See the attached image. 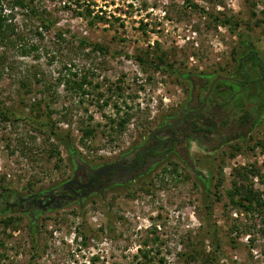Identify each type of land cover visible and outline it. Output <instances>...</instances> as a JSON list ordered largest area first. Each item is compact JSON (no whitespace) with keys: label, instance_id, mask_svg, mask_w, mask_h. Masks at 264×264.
Listing matches in <instances>:
<instances>
[{"label":"rangeland","instance_id":"obj_1","mask_svg":"<svg viewBox=\"0 0 264 264\" xmlns=\"http://www.w3.org/2000/svg\"><path fill=\"white\" fill-rule=\"evenodd\" d=\"M32 4L39 16L54 22L53 27H38L39 20L26 7L0 0L17 33L10 37L13 44L0 42L6 66L0 100L19 111V94L25 90L19 82L28 79V91L21 99L26 103L23 112L28 113L33 98L50 96L54 89L48 120L68 131L71 148L58 143L60 160L48 158L44 151L48 141L56 144L54 139L47 141L41 130L23 119L0 121V264L29 260L30 264H131L137 248L150 246L159 250L151 263L161 257L165 264H204L201 256L211 250L207 238L199 239L205 235L206 219L217 231L216 264H264V237L259 231L264 222L255 211L244 210L240 195L232 204L226 194L234 181L240 182L243 167L251 166L257 175H249L245 183L264 190V110L259 116L262 124L252 128L249 138L239 137L208 151L193 145L195 172L180 167L176 175L161 174L137 188L118 187L45 210L27 198L54 193L70 178L77 160L96 165L135 145L157 118L162 120L184 103L194 77L208 82L222 76L234 108L252 103L259 84L257 61L264 69V0H33ZM208 13L228 18L234 31ZM96 16L103 19L97 21ZM56 28L69 31L62 35L64 41L55 39ZM72 35L103 52L79 46ZM23 43L36 45L38 51L21 53ZM145 52H163L173 70L168 74L154 70L143 59ZM135 56L145 63H137ZM64 63L70 71H86L92 82L85 86L89 93L81 101L58 84ZM47 82H53L49 91L41 84ZM260 95L264 98V84ZM104 98H108L105 104ZM115 101L118 113L112 106ZM124 111L129 118L123 129L109 127V118L123 116ZM86 123L95 128L94 135L81 142L79 129ZM19 198H24L20 209ZM107 215L110 232L102 229ZM86 230L89 237L82 245L81 233Z\"/></svg>","mask_w":264,"mask_h":264},{"label":"flooded vegetation","instance_id":"obj_2","mask_svg":"<svg viewBox=\"0 0 264 264\" xmlns=\"http://www.w3.org/2000/svg\"><path fill=\"white\" fill-rule=\"evenodd\" d=\"M256 64L259 84L252 103L234 108L230 87L222 83V76H215L208 82L194 77L184 103L168 112L162 120L157 118L155 125L135 145L96 165L77 160L70 178L54 193L37 199L32 194L27 198L36 207L40 206L38 202H47L44 208L40 206L45 210L67 202H79L90 195L102 196L118 187L131 185L137 188L140 183H149L161 174L176 175L180 167L195 172V157L190 152L193 145L208 151L239 137L249 138L252 128L257 130L262 124L263 118L259 116L264 110V98L260 95L264 69L260 61ZM237 81L243 84L242 80ZM254 116H257L256 121H253ZM18 202L20 209L24 198H19ZM15 204H11L12 207Z\"/></svg>","mask_w":264,"mask_h":264},{"label":"trees","instance_id":"obj_3","mask_svg":"<svg viewBox=\"0 0 264 264\" xmlns=\"http://www.w3.org/2000/svg\"><path fill=\"white\" fill-rule=\"evenodd\" d=\"M33 0H11L12 4H19V5H23L24 7H26L28 9V11L30 12L29 14L34 15L38 20H39V26L43 29H48L49 27H53L54 22L49 19V18H43L42 16H39L34 8V5L32 4ZM69 1V0H67ZM74 4L76 5L77 2H74ZM192 7L194 8H198L197 4H192ZM202 13L204 12V10H202V8H198ZM86 14L90 13V10L85 9ZM209 16H211V18L216 21V23H219L223 26L228 27V29H230V31H234V27L229 25V19L228 18H221L219 19L218 17L214 16V15H210V13H208ZM12 15L11 14H6L5 12H2L1 7H0V42H2L3 45H11L13 44L12 39H10L11 35H17V33H15L16 28L15 25L13 24L12 20ZM97 21L102 20L103 18L101 16L97 17L96 16ZM236 26V24L234 25ZM232 29V30H231ZM34 32L37 33V35H40V32L37 31V29H34ZM56 32V37L55 39L60 40V41H64V38L62 37V35L65 33L67 34L69 31L68 30H61L60 28H56L55 29ZM70 37H74L75 39H77V43L79 46H84V45H88L90 46V50L92 51H101L103 52L102 48L96 44H92V43H88L85 42L84 40L76 37L75 35H72ZM21 53L25 54L27 53L30 49L34 50V51H38V48L36 45L30 43V44H19V48ZM146 58L144 57L143 59L146 60V62H149L150 65L153 67L154 70L156 69H161L162 72L168 74L170 71L173 70V66L172 63L169 62L166 58V55L163 52H160L158 54H147V52H145ZM249 57H254V55L252 54V52L248 53ZM137 63L143 64L145 63V61L139 57V56H135ZM4 62L2 61V58H0V82L2 80V77L4 75V69H6V66H3ZM63 70V73L61 72ZM32 78L34 79V81H39V79L35 78V74L32 73L31 74ZM57 79H58V84L61 83V86L64 90L68 91V93L71 94V96H78L79 97V101H81V96L89 93L87 92V90L85 89V86H92V82L89 78H87V74L86 71H84L83 73H80V71H70V69L68 67H65V63L62 64L61 69L59 70V73L57 74ZM29 80H22L20 81V87L21 88H25L24 92L26 93V91H28L30 82H28ZM44 90L45 91H49V89L53 86V82H47L46 84L41 83ZM97 84H93V86H96ZM117 91H115V93H119V89L120 86H116ZM43 91V90H41ZM54 89L50 91V96H42V98L39 99H34L32 102H29V106L30 109L28 113L23 112L24 107H26V103L23 102L21 99L24 95V92L22 94H19L21 96L19 103L21 104V106L19 107V111L17 110H13V109H9L5 106H3V102L2 100H0V121H8V122H15L17 120H25L27 123H29L30 125L33 126L32 129L36 130V131H40L42 133H44V135L47 138V141L50 140L51 138L54 139L56 141V144L53 142H49L48 141V147L45 149V153L46 156L48 158L51 157H55L56 159L60 160L59 158V152L57 149V144L58 143H62L64 146H66L67 148H71L70 145L68 144L69 142V137L70 134L68 133V131H62L61 128L59 126H57V124L54 121H50L49 119V115L51 113L50 107H51V102L53 101L52 99H54V94L55 92ZM98 95V92H97ZM106 101H108V98L103 99L102 102H104V104L106 103ZM122 104H125V101L122 102ZM103 105V104H102ZM112 106L115 108V112H119L120 111V106L117 105L116 101L112 103ZM42 107V108H41ZM125 107H127L125 105ZM35 110V111H34ZM32 111V112H31ZM31 113H34V115H31ZM124 115L123 116H119L118 118H109V123L112 129H117V131H121L124 127V123L128 120L129 118V114L127 111L123 112ZM64 115H62V120L64 121ZM88 118H90V116H88ZM61 120V121H62ZM80 140L81 142L85 139H88L90 137H92L94 135V131L95 128L90 126L88 123L84 124L80 129ZM262 164L264 165V159L262 160ZM249 175H257L256 169H254L252 166L247 168V167H243L242 171L239 172L238 174V178L240 179V182H233L232 187L230 190L226 191V194L229 197V201L232 204H235V200L234 197L236 195H240V199L244 201L243 204H241V202L239 203L240 205H242V207L244 208V210L246 211H255L259 216H260V220L262 222H264V190H254L251 188L250 185H247L245 182L248 178ZM237 178V179H238ZM264 182V180H261ZM4 221V220H3ZM10 221V219H7L4 221V224H7ZM205 222V229H204V234L203 236H200L199 239L201 241H203L204 239H208V242L210 243L211 246V250H208L206 252V254H204V256H201L202 262L204 264H216V252L218 249V239L216 237V229L214 227L209 226L207 219L204 221ZM105 229L106 231L110 232L111 231V218H109V216H105L104 217V225L102 227V229ZM260 234L264 237V226L261 227L259 229ZM87 232H89V230L83 231L81 233L82 236V242H80L82 245L85 244V240L88 239L89 235L87 234ZM157 237L155 236L154 239L152 238V240H156ZM145 245V244H143ZM190 252H182L180 255L186 256L187 254H189ZM204 253V252H203ZM159 254V250L158 248H153V247H148V248H137L136 253L132 256L134 258V263L131 264H165L163 258L158 257L157 258V262L156 263H151L153 258L155 257V255ZM201 254V253H200ZM195 256H199V254L197 253ZM34 257L33 253L30 255V258ZM188 257H192V255L188 256ZM30 261H28V264H30Z\"/></svg>","mask_w":264,"mask_h":264},{"label":"water","instance_id":"obj_4","mask_svg":"<svg viewBox=\"0 0 264 264\" xmlns=\"http://www.w3.org/2000/svg\"><path fill=\"white\" fill-rule=\"evenodd\" d=\"M29 198V197H28ZM38 204L42 207V208H44L45 206H47L48 205V203L46 202V203H44V204H40V202H38Z\"/></svg>","mask_w":264,"mask_h":264}]
</instances>
